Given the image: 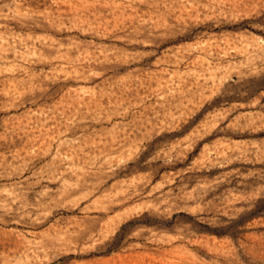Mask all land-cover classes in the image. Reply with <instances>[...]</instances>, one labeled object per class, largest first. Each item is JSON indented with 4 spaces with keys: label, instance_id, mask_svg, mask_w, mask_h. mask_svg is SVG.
Wrapping results in <instances>:
<instances>
[{
    "label": "rangeland",
    "instance_id": "1",
    "mask_svg": "<svg viewBox=\"0 0 264 264\" xmlns=\"http://www.w3.org/2000/svg\"><path fill=\"white\" fill-rule=\"evenodd\" d=\"M172 261L264 264V0H0V264Z\"/></svg>",
    "mask_w": 264,
    "mask_h": 264
},
{
    "label": "bare ground",
    "instance_id": "2",
    "mask_svg": "<svg viewBox=\"0 0 264 264\" xmlns=\"http://www.w3.org/2000/svg\"><path fill=\"white\" fill-rule=\"evenodd\" d=\"M27 258H28V257H27ZM173 260H174V259H173ZM179 260H180V259H179ZM174 263L176 264L177 262H176V261H174V262L172 261V264H174ZM178 263H179V262H178ZM178 263H177V264H178ZM179 264H182V263H179Z\"/></svg>",
    "mask_w": 264,
    "mask_h": 264
}]
</instances>
